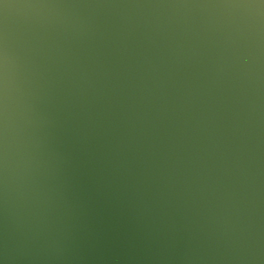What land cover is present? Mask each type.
Segmentation results:
<instances>
[{
  "label": "water",
  "instance_id": "water-1",
  "mask_svg": "<svg viewBox=\"0 0 264 264\" xmlns=\"http://www.w3.org/2000/svg\"><path fill=\"white\" fill-rule=\"evenodd\" d=\"M0 264H264V0H0Z\"/></svg>",
  "mask_w": 264,
  "mask_h": 264
}]
</instances>
